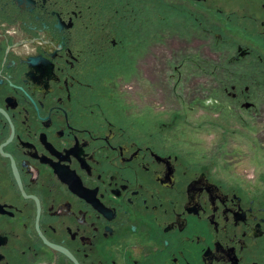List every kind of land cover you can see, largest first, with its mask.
<instances>
[{
    "label": "flooded vegetation",
    "instance_id": "af4514ba",
    "mask_svg": "<svg viewBox=\"0 0 264 264\" xmlns=\"http://www.w3.org/2000/svg\"><path fill=\"white\" fill-rule=\"evenodd\" d=\"M254 113L264 0H0V264H264Z\"/></svg>",
    "mask_w": 264,
    "mask_h": 264
},
{
    "label": "rangeland",
    "instance_id": "374dc122",
    "mask_svg": "<svg viewBox=\"0 0 264 264\" xmlns=\"http://www.w3.org/2000/svg\"><path fill=\"white\" fill-rule=\"evenodd\" d=\"M166 61H158V80L165 81V75L169 73ZM187 71V70H186ZM189 67L188 71L191 73ZM161 88L159 87V90ZM169 89V87H163ZM160 95V94H159ZM142 99H146L142 97ZM260 114H253L252 124L243 129V133H237L232 140H227L226 144H220L217 148L220 150L221 159L224 160L225 154L232 153L234 162H222V171H233L236 177L244 179L248 184L259 191H264V119H260ZM195 131V130H194ZM196 132V131H195ZM194 137H199L198 135Z\"/></svg>",
    "mask_w": 264,
    "mask_h": 264
}]
</instances>
